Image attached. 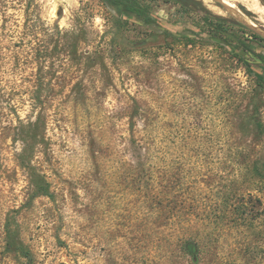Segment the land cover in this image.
Listing matches in <instances>:
<instances>
[{"label":"rangeland","instance_id":"rangeland-1","mask_svg":"<svg viewBox=\"0 0 264 264\" xmlns=\"http://www.w3.org/2000/svg\"><path fill=\"white\" fill-rule=\"evenodd\" d=\"M188 1L0 0V264H264V22Z\"/></svg>","mask_w":264,"mask_h":264},{"label":"trees","instance_id":"trees-1","mask_svg":"<svg viewBox=\"0 0 264 264\" xmlns=\"http://www.w3.org/2000/svg\"><path fill=\"white\" fill-rule=\"evenodd\" d=\"M104 4L109 5L121 12H126L129 14H136L137 16H143L144 13H149L151 10V3L147 0H101ZM165 2H179L186 8L189 7L188 0H163ZM204 16H206L207 30H210L211 34L221 36L228 35L230 33L229 18L222 15H215L210 10H203ZM236 24L240 25V28L247 29L246 26L236 21ZM255 38L264 40V37L251 31ZM247 123L254 125L252 131H245L247 134H251L253 139V153L256 159L253 161V167L251 169V176L256 180L262 182L264 180V125L262 124L258 116H246L244 119ZM259 149H258V148ZM248 209V208H247ZM244 209V210H247ZM246 212V211H245ZM248 214L250 211H248ZM245 214V213H243ZM250 215V214H249ZM195 250V247L192 246Z\"/></svg>","mask_w":264,"mask_h":264},{"label":"bare ground","instance_id":"bare-ground-1","mask_svg":"<svg viewBox=\"0 0 264 264\" xmlns=\"http://www.w3.org/2000/svg\"><path fill=\"white\" fill-rule=\"evenodd\" d=\"M223 2L229 3L228 0H222ZM249 9L258 14L259 19L264 22V6L260 0H242Z\"/></svg>","mask_w":264,"mask_h":264},{"label":"water","instance_id":"water-1","mask_svg":"<svg viewBox=\"0 0 264 264\" xmlns=\"http://www.w3.org/2000/svg\"><path fill=\"white\" fill-rule=\"evenodd\" d=\"M218 1H220L222 4H224V5H226V6H227V5H230V6H231L230 3L228 4V3H226V2H223L222 0H218ZM227 7H228V6H227ZM238 18H239V20L242 21L245 25L249 26L250 28L254 29L257 33H259V34H261V35L264 36V29L261 28V27H259V26H258L256 23H254L252 20H249V19L243 17V15L239 16Z\"/></svg>","mask_w":264,"mask_h":264}]
</instances>
